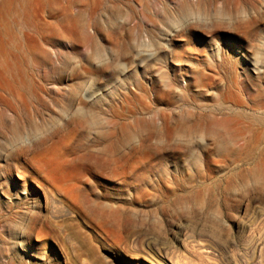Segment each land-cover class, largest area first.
<instances>
[{
  "label": "rangeland",
  "instance_id": "rangeland-1",
  "mask_svg": "<svg viewBox=\"0 0 264 264\" xmlns=\"http://www.w3.org/2000/svg\"><path fill=\"white\" fill-rule=\"evenodd\" d=\"M255 87L264 0H0V264H264Z\"/></svg>",
  "mask_w": 264,
  "mask_h": 264
},
{
  "label": "bare ground",
  "instance_id": "bare-ground-1",
  "mask_svg": "<svg viewBox=\"0 0 264 264\" xmlns=\"http://www.w3.org/2000/svg\"><path fill=\"white\" fill-rule=\"evenodd\" d=\"M251 96L254 97H252L255 104L253 105L256 106V109H253V112L246 113L242 109H237L231 104L224 105L222 103H220L219 105L214 104L212 107H210L208 113L206 112L207 116H209L207 119L208 131L210 132L212 137H214V141L219 143L218 145H220L221 147L236 150H246L249 149V147L254 148L253 145H250L248 136L245 134V132H251L249 138L251 142H254L258 139L260 140L262 138V135H264V90L260 87H255L254 93L251 94ZM236 98L239 99V97ZM250 101L252 100L250 99ZM232 103L234 104V102ZM195 126L197 125L195 124ZM257 147L261 149L262 146Z\"/></svg>",
  "mask_w": 264,
  "mask_h": 264
}]
</instances>
